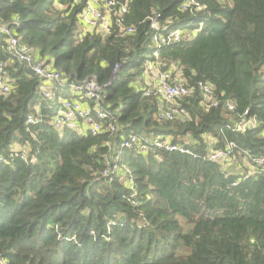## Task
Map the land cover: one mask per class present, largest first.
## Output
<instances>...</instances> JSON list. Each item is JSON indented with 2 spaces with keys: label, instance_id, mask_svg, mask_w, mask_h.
<instances>
[{
  "label": "trees",
  "instance_id": "trees-1",
  "mask_svg": "<svg viewBox=\"0 0 264 264\" xmlns=\"http://www.w3.org/2000/svg\"><path fill=\"white\" fill-rule=\"evenodd\" d=\"M186 2L117 0L125 11L107 13L105 32L80 22L82 1L0 0L9 32L0 30L8 86L0 89V260L264 264V0ZM151 18L156 35L179 29L180 39L157 45ZM10 38L70 82L94 78L113 120H100L95 133L80 120L77 129L54 127L60 100L44 99L50 83L15 56ZM152 71L192 93L163 98L145 81ZM199 82L211 85L217 107ZM169 109L172 117L162 116ZM230 144L221 158L204 159Z\"/></svg>",
  "mask_w": 264,
  "mask_h": 264
},
{
  "label": "built area",
  "instance_id": "built-area-1",
  "mask_svg": "<svg viewBox=\"0 0 264 264\" xmlns=\"http://www.w3.org/2000/svg\"><path fill=\"white\" fill-rule=\"evenodd\" d=\"M85 2L84 8L82 10V14L80 16V22L87 26L88 28L91 27H99L105 32H109V19L107 13L111 12H119L122 13L125 11V6H120L119 9L116 8L117 0H107L103 2V0H78ZM190 3L197 5L194 0H187L185 3L189 5ZM117 25H121L119 21H117ZM150 28L155 32L153 37L154 41H157V45H166L171 43L172 41H178L181 37L182 31L177 29L173 30L167 36H158L156 32L160 29V25L157 21L151 18ZM0 30L4 31L5 33H9L6 26H0ZM132 31L131 27H127L124 30V33H129ZM10 48L15 56L23 61L25 64L31 67V69L45 82L50 83V86L43 88L41 91L44 99L46 100H54L56 95L62 91L63 93H68L72 98H59L60 100V108L57 111L55 117L52 120L54 127L62 128L64 125L69 126L70 128L77 129V122L80 120L83 124L86 125V128L89 129L91 132L95 133L99 131L101 122L100 120L108 117L109 120H113V114L109 113L107 109L101 103L102 94H101V87L96 82L94 78H88L81 82H70L63 78L59 71L50 70L47 67H44L43 61H35L32 55V51L26 45H18L16 39L10 38ZM118 64L114 66L112 71V76L107 85L112 83V77L116 73L118 69ZM199 89L204 97V99L211 104V106L217 107L218 100L213 96V90L211 85L208 83L199 82ZM153 90H155L160 96L165 99H174L180 96L189 95L192 93V88H189L185 85L179 83H171L169 81V74L166 72L158 71L155 75V80H153V85L151 86ZM0 89L3 92L8 91V86L4 83V79L0 78ZM150 91H147L149 94ZM83 96L87 97L88 99L92 100V108L89 106H83L81 104V100L78 97L82 98ZM225 107L228 110L233 109V105L226 101L224 103ZM175 109L166 110L165 113L162 115L166 118H171L172 113ZM182 111V110H180ZM92 112H95V115H92ZM28 123H33V117H27ZM237 128L240 130H244L243 122L239 121L237 124ZM109 130L110 133L114 130L113 123H109ZM136 140V136L130 138V140H126L121 144V148L129 147L134 141ZM153 144L156 146L162 147L166 150H179L184 152L181 148H178L174 145H168L165 142H161L156 140ZM234 148V145L230 144L229 146L225 147L221 151H217L211 153L210 155L206 156L204 159H219L224 155L226 152L231 151ZM14 155L26 159L27 153L25 151H18L13 150ZM119 155H117L114 164L108 165L107 168L104 170V176H110L117 168V160ZM259 163L264 166V157L260 156ZM0 264H6L5 260H0Z\"/></svg>",
  "mask_w": 264,
  "mask_h": 264
},
{
  "label": "crops",
  "instance_id": "crops-1",
  "mask_svg": "<svg viewBox=\"0 0 264 264\" xmlns=\"http://www.w3.org/2000/svg\"><path fill=\"white\" fill-rule=\"evenodd\" d=\"M156 73H157L156 71H155V72L152 71L151 75H147L145 81H147V82H151V81H153V79H154ZM62 91H63V90H62ZM62 91H60V92L58 93L57 97H59V96L61 95ZM63 94H64V93H63ZM81 104H82L83 106H88V103H87V102H83V101H81ZM78 126L82 127L83 125H82L81 122L78 121Z\"/></svg>",
  "mask_w": 264,
  "mask_h": 264
},
{
  "label": "rangeland",
  "instance_id": "rangeland-1",
  "mask_svg": "<svg viewBox=\"0 0 264 264\" xmlns=\"http://www.w3.org/2000/svg\"><path fill=\"white\" fill-rule=\"evenodd\" d=\"M49 83L48 82H45V85H48ZM84 128H86V126H84Z\"/></svg>",
  "mask_w": 264,
  "mask_h": 264
}]
</instances>
